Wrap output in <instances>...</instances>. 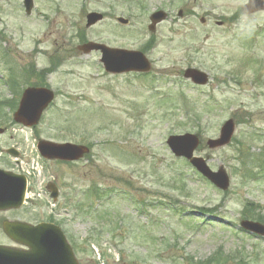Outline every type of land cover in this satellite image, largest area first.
<instances>
[{"label":"rangeland","instance_id":"obj_1","mask_svg":"<svg viewBox=\"0 0 264 264\" xmlns=\"http://www.w3.org/2000/svg\"><path fill=\"white\" fill-rule=\"evenodd\" d=\"M246 5L247 0H35L27 16L23 0H0V100L6 101L0 167L38 165L43 183L22 208L0 212V245L17 247L3 233V221L36 225L53 215L80 264H197L219 250L232 257L227 264H264V240L239 228L248 202L264 212V12L248 15ZM159 10L168 18L150 33L149 17ZM91 12L105 19L87 29ZM118 17L129 25H119ZM152 37L155 46L146 52L152 71L146 76L107 74L100 53L77 50L83 41L140 51ZM56 62L47 77L55 102L35 129L15 125L9 103L15 106L36 79L23 75L13 89L5 83L11 70L33 66L41 72ZM187 68L208 74L209 85L185 81ZM194 107L197 119L188 116ZM230 119L236 125L232 143L208 149L207 141L217 139ZM187 133L200 136L197 155L213 171L226 170L227 192L172 155L168 137ZM41 140L91 145V153L78 163L45 161L36 149ZM9 149L18 151V159L7 155ZM181 169L189 175L185 192L172 180ZM50 183L60 191L56 207L47 192ZM93 185L106 192L101 201L85 197ZM88 207L106 217L91 218Z\"/></svg>","mask_w":264,"mask_h":264},{"label":"water","instance_id":"obj_2","mask_svg":"<svg viewBox=\"0 0 264 264\" xmlns=\"http://www.w3.org/2000/svg\"><path fill=\"white\" fill-rule=\"evenodd\" d=\"M25 7L28 14L33 8V0H25ZM248 13L264 11V0H250L246 7ZM98 14H90L87 19V27H90L102 20ZM166 15L156 13L152 17L153 26L163 21ZM123 23L127 21L121 20ZM84 53H90L94 50H101L103 53L102 62L108 72H148L150 64L143 54L139 52H129L120 50H110L104 46L96 44H86L79 48ZM185 78L191 79L197 85H206L207 75L189 69L185 72ZM54 94L45 89H29L22 98L20 107L16 112L14 119L18 124L26 127L36 126L44 110L53 101ZM234 123L228 121L221 130L218 140H210L208 146L210 149H218L228 145L234 134ZM2 131H0L1 133ZM200 142L198 136L184 135L171 137L168 145L172 152L178 158H186L204 177L208 178L216 187L221 190H228L229 177L223 169L217 173L212 172L207 163L202 158L194 157V152ZM41 155L48 160H60L75 162L89 153V150L82 146L71 144H54L42 141L38 146ZM26 179L11 173L0 170V211L20 208L25 200ZM49 190L52 197L57 199L58 193L54 186L50 185ZM241 226L254 234L264 237V226L252 223L242 222ZM3 230L5 234L13 241L29 248V251H19L11 248L0 247V264H77L73 251L68 244L61 230L52 224H40L31 226L20 222H4Z\"/></svg>","mask_w":264,"mask_h":264},{"label":"trees","instance_id":"obj_3","mask_svg":"<svg viewBox=\"0 0 264 264\" xmlns=\"http://www.w3.org/2000/svg\"><path fill=\"white\" fill-rule=\"evenodd\" d=\"M1 104H0V108H1ZM1 110V109H0ZM179 176H173L172 180L173 183H177V191H181L184 192L187 189V184H186V180L184 179L185 173L183 170L179 171ZM176 187V186H175ZM252 206V205H251ZM253 208V207H252ZM256 214L258 215V217L256 218ZM244 218L246 219H251V220H256V221H262V219H260L259 216H261L260 211L257 209H249V207L246 208L245 212H244ZM216 257L211 258L210 260L204 262V263H200V264H212L213 261L214 264H226L227 260L225 259V255L223 253H221L220 251H218L217 253H215Z\"/></svg>","mask_w":264,"mask_h":264}]
</instances>
